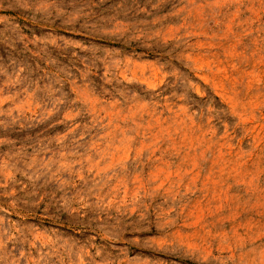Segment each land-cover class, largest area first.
<instances>
[{"label":"rangeland","instance_id":"obj_1","mask_svg":"<svg viewBox=\"0 0 264 264\" xmlns=\"http://www.w3.org/2000/svg\"><path fill=\"white\" fill-rule=\"evenodd\" d=\"M0 264H264V0H0Z\"/></svg>","mask_w":264,"mask_h":264}]
</instances>
